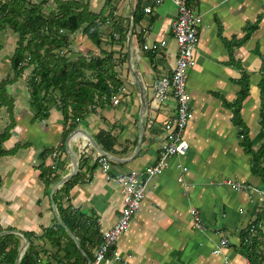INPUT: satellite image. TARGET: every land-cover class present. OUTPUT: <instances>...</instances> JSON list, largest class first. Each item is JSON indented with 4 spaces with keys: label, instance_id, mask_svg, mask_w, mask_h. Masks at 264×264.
<instances>
[{
    "label": "crops",
    "instance_id": "1",
    "mask_svg": "<svg viewBox=\"0 0 264 264\" xmlns=\"http://www.w3.org/2000/svg\"><path fill=\"white\" fill-rule=\"evenodd\" d=\"M105 3L92 0L94 8L102 5L98 11ZM114 4L131 22L127 42L113 47L116 58L127 55L118 68L126 89L118 96L119 103L111 100L96 107L85 120H78L65 144L61 112L55 113L54 128L52 123L45 124L52 121L48 119L42 130L31 108L23 109L20 114L33 125L26 130L17 124L15 129L23 138L12 131L4 145L8 150L20 146L14 156L0 160L1 237L9 241L7 251L15 255V264H21L25 254L33 250L29 252L31 245L35 254L29 264H89L94 260L123 206L121 189L103 175L100 158L109 159L114 177L156 165L175 127L178 101L172 91L164 99L158 92L176 67L178 48L172 25L178 10L170 1L160 6L153 5V0ZM147 7H152L151 14L145 12ZM196 10L203 24L196 66L188 80L194 114L185 133L190 148L148 181L141 210L117 248L129 264H264V0H198ZM135 13L138 19L134 27ZM86 39L88 49H93ZM245 76L249 77L250 92L241 116L252 142L251 154L243 147L231 106L241 95ZM4 120L7 123L11 117H0V123ZM100 131L117 139L114 153L99 143ZM51 142L59 149L55 151L60 159L58 163L55 158V164L60 165L58 183L73 170V160L77 162L73 175H78L77 181L68 195L59 196L57 205L55 198L65 184L53 194L56 183L47 195L37 169L41 152ZM51 162L53 158L48 165ZM238 183L242 189L234 186ZM194 210L203 229L195 225ZM223 239L229 240V246L222 255L214 254ZM244 240L256 250L247 251ZM2 263L11 262L0 258Z\"/></svg>",
    "mask_w": 264,
    "mask_h": 264
},
{
    "label": "trees",
    "instance_id": "2",
    "mask_svg": "<svg viewBox=\"0 0 264 264\" xmlns=\"http://www.w3.org/2000/svg\"><path fill=\"white\" fill-rule=\"evenodd\" d=\"M119 1L122 0H106L104 9L100 13H95L90 9L89 3L84 1L0 0V33L11 30L18 36L11 58V70L15 78L0 82V110L4 105L9 106V103L3 104L8 96V86L21 79L28 69L33 68L28 81L31 111L36 121L42 123L50 118L52 108L61 112L64 118L62 143L65 144L67 138L76 129L78 120H85L92 112H95L96 107L110 102L123 87L118 68L127 61V55L116 59L114 51L105 49L107 46L114 47L116 43H126L130 32L129 18L116 16L118 7L114 2ZM50 2H55L57 9L46 14L45 7ZM137 19L135 13L134 27ZM105 27H108L107 31L104 30ZM78 32L86 36L98 52L74 53L71 38ZM242 85L239 99L231 106L235 123L241 129L243 147L247 153L251 154L252 142L248 127L241 116L243 102L250 92L249 77H244ZM261 88L264 93V76ZM10 103L8 112L12 123L0 134V160L7 156H14L20 148L16 146L8 150L4 146L11 139V130L17 125L14 120V101ZM262 113L264 120V111ZM97 138L105 150L114 153L117 139L113 135L100 131ZM61 148L64 147L61 146ZM55 151L59 149H44L39 156L42 163L37 169L40 171V179L46 185L47 195L51 194L52 187L61 180V175L57 174L60 165L55 164V158L58 161L60 159L55 157ZM50 157L54 159L53 165L47 163ZM77 176L65 183L58 192L55 198L56 205L62 193L69 194L70 188L77 181ZM2 181L0 175V189ZM65 224L69 227L67 223ZM1 232L3 229L0 226ZM244 244L247 251L256 250L255 247L248 246L245 240ZM9 245L5 236L0 237V258L15 264V255L7 251ZM29 252L31 254H25L21 264H29L32 254H35L32 245Z\"/></svg>",
    "mask_w": 264,
    "mask_h": 264
},
{
    "label": "built area",
    "instance_id": "3",
    "mask_svg": "<svg viewBox=\"0 0 264 264\" xmlns=\"http://www.w3.org/2000/svg\"><path fill=\"white\" fill-rule=\"evenodd\" d=\"M167 1L172 2L178 10L177 19L172 25V33L178 49L176 67L172 74L162 81L158 97L164 99L168 91L173 92L179 104L176 124L156 165L144 167L140 171L132 170L129 173L116 174L114 177L111 175L109 159L103 156L100 158L103 175L107 180L115 181L121 189L123 206L118 221L105 235L95 259L89 264H129L119 252L118 242L121 236L129 230L133 219L141 210L142 203L148 194V181L161 175L168 168L173 158L185 156L190 148L185 133L194 118V114L190 103L191 96L188 92V80L190 70L196 66L195 52L200 42L203 17L196 10L198 0H153V5L160 6ZM145 12L151 14L153 12L152 7H147ZM123 92H126V89L122 87L121 91L112 98L115 104L119 103L118 96ZM143 177L147 178V182L143 181ZM228 184L232 185V182L229 181ZM234 186L237 189L243 188L241 183ZM261 198V210L264 213V185L261 188ZM193 216L196 227L203 229L201 217L196 210L193 211ZM247 242L249 241L247 240ZM228 246L229 240L223 239L214 254L222 255L223 250Z\"/></svg>",
    "mask_w": 264,
    "mask_h": 264
},
{
    "label": "rangeland",
    "instance_id": "4",
    "mask_svg": "<svg viewBox=\"0 0 264 264\" xmlns=\"http://www.w3.org/2000/svg\"><path fill=\"white\" fill-rule=\"evenodd\" d=\"M29 1H31V2L36 1L37 2V0H29ZM81 1H85V0H81ZM85 2L89 3L92 11H94V12H96L102 8L101 4H98V8H94L92 5V0H87ZM56 9L57 8H56L55 2H50L48 5H46L45 12H46V14H50L52 11H54ZM98 12H101V11H98ZM108 12H109V10L106 11V14H108ZM123 14H125V13L121 9L118 8V12H117L116 16L118 18L119 17H125V16H123ZM71 39L73 41L72 48L74 49V53H76V54H79V53L88 54L90 52H95V53L98 52V50L95 47H93V49H95V50L88 49V46H87L88 41L86 39V36H84L81 32H78L75 35H73ZM17 42H18V36L13 34V32L11 30L2 31L0 33V82L3 80H13L15 78V75L12 73V70H11V58L14 54V50L16 48ZM105 49L107 51H111V50L113 51V47H111V46H107V47H105ZM72 57L74 58V56H72ZM116 59H119V58H116ZM32 70H33V68L28 69L21 79L16 81L14 84H11L8 86V88H7V95L8 96L6 97V100H4L3 104L9 103V106L4 105L2 107V115L0 116V117L5 116V119H8L10 114L8 115V112L6 113V108H10V105H11L10 102L13 100L14 102H16L14 109H17V111H18V112L16 111V113H15V110H13L14 111V120H15L16 124L19 125V127H20V123H21L22 126L26 130H28L29 127L33 124L31 122H29L28 120H25L26 117L22 116V114H20L21 113L20 111L23 109L24 110H28V108L30 109V106H29L30 96H29V91H28V81H29V77H30ZM57 112H59V111L56 108H52V110H51L52 118L51 117L49 118V119H52V121L48 120L45 123V124H47V126H49V124L52 123V128L55 127V113H57ZM16 115H17V117H16ZM15 117H16V119H15ZM10 122L11 121L8 120V122L6 123L4 120V123H0V130L3 131V127H5L6 124L7 125L10 124ZM18 125H16V127H18ZM37 126H38V128L44 130V128H43L44 125L42 122L37 121ZM14 129L11 130V132L17 130V129H15V130ZM15 136L16 137L19 136V138H23L21 136V134H19V130L16 131ZM28 140L30 142V140H32V137H29ZM53 142L48 143V145L46 146L47 149L55 148L54 144H52ZM43 144H45V143H43ZM8 145L9 144H7V147H8ZM49 159L51 160L52 157H50ZM41 163H42V160H41ZM52 164H54V163L51 162V164H49V165H52Z\"/></svg>",
    "mask_w": 264,
    "mask_h": 264
},
{
    "label": "water",
    "instance_id": "5",
    "mask_svg": "<svg viewBox=\"0 0 264 264\" xmlns=\"http://www.w3.org/2000/svg\"><path fill=\"white\" fill-rule=\"evenodd\" d=\"M72 138V135H70L69 137H68V142L70 141V139ZM68 142H67V144H68ZM73 163H74V165H73V170H71L69 173H68V175H66V177H64L63 179H62V181L60 182V183H58L57 185H56V187L54 188V190H53V194H55L56 192H57V190L58 189H60L68 180H70L72 177H73V175L77 172V162L75 161V160H73ZM52 194V195H53ZM4 233H0V237L3 235Z\"/></svg>",
    "mask_w": 264,
    "mask_h": 264
}]
</instances>
